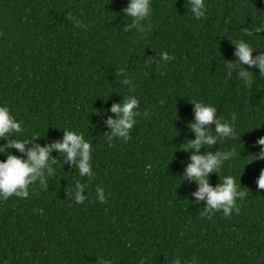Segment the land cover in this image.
Returning <instances> with one entry per match:
<instances>
[{"label":"trees","instance_id":"trees-1","mask_svg":"<svg viewBox=\"0 0 264 264\" xmlns=\"http://www.w3.org/2000/svg\"><path fill=\"white\" fill-rule=\"evenodd\" d=\"M126 4L0 0V106L21 122L23 137H40L42 146L65 128L81 132L95 173L83 204L66 198L67 185L81 178L59 160L46 186H29L27 199L0 201V264H170L173 257L181 264H264V190L255 183L264 160L249 156L264 136V78L252 69L246 86L224 74L232 41L264 51V32L248 35L264 23V0H205L199 20L188 0H151L143 34L123 31ZM69 14L85 27H74ZM161 52L173 59L160 62ZM121 68L134 92L116 75ZM128 95L151 115L137 117L129 138L109 146L99 112ZM192 100L215 106L224 119L236 114L235 138L209 149L235 151L210 184L232 175L246 188L227 218L204 214L190 197L195 185L178 177L188 159L179 148L194 138L186 128Z\"/></svg>","mask_w":264,"mask_h":264},{"label":"clouds","instance_id":"clouds-1","mask_svg":"<svg viewBox=\"0 0 264 264\" xmlns=\"http://www.w3.org/2000/svg\"><path fill=\"white\" fill-rule=\"evenodd\" d=\"M121 11L123 17L128 18L129 21L123 25L124 32L135 31L143 34L147 31V21L152 14L151 0H127L126 7ZM187 11L192 18L201 19L207 11L205 0H188ZM67 19L74 27L81 29L85 27L82 21L71 14L67 16ZM261 32H264V23L259 24L248 35L253 37V33H256L255 37H261L259 35ZM231 44L233 61H225V76L229 79L234 77L246 86L251 85L254 76L252 69L258 70V77L264 78V51L254 50L252 45L244 39H236ZM254 52L255 56H253ZM171 59L173 58L166 52L159 54L160 62ZM153 62L155 61H146V63ZM116 75L122 77L120 82L128 87L129 92H134L135 85L125 69H119ZM121 98L119 103H112L98 115L100 124L106 129L101 135L109 146L114 140L129 138L137 117L148 118L151 115L147 110L141 114L139 100L135 95ZM189 103L192 105L193 119L187 123L186 128L194 138L186 139L179 148V150L183 149L180 151L188 154V159L186 163H182L183 171L178 177L181 183L188 182L195 185V191L190 193V197L194 205L203 203L204 214L211 216L222 212L227 218L230 213L238 211L236 201L245 197L246 192L241 189L246 188L241 187L240 183L238 186L232 175H225L222 181L218 177L219 182L215 186L210 184L209 177L212 174L217 175L224 163L234 158L235 151L209 149L226 139L235 138L236 114L233 113L230 119H224L218 115L216 107L209 103L199 100H192ZM23 131L21 122L14 118L9 107L0 106V140L5 141L0 144V155L4 157L0 160V201L8 200L13 196L27 199L29 186L35 183H39L42 187L46 186L47 178L54 175L55 166L59 160L62 168L63 165H68L70 169L75 170L74 173L71 172L74 177L84 179V182H81V179H74L72 185H67L65 188L66 198L77 205L83 204L88 198V181H91L95 175L91 164L90 142L81 132L65 128L60 130L63 133L61 138L51 140L42 146L36 143L40 137L31 139L23 137ZM255 144L259 146V151L249 155L253 157L251 162L264 160V136L259 137ZM202 148L205 149L204 152H201ZM11 150H15L18 155L13 154ZM53 152L57 153L56 157H53ZM255 183L257 189L264 190V168L260 169ZM95 196L96 200L102 203L105 200L104 189L97 186ZM101 264H111V262L103 260ZM170 264H181V259L173 257Z\"/></svg>","mask_w":264,"mask_h":264}]
</instances>
